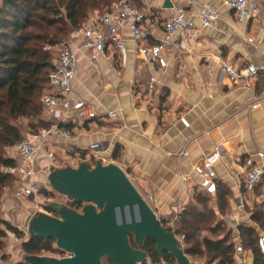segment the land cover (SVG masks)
Returning a JSON list of instances; mask_svg holds the SVG:
<instances>
[{
    "label": "crops",
    "instance_id": "1",
    "mask_svg": "<svg viewBox=\"0 0 264 264\" xmlns=\"http://www.w3.org/2000/svg\"><path fill=\"white\" fill-rule=\"evenodd\" d=\"M168 1L171 8L165 7L167 0H131L145 13L150 44L163 39L172 9L184 10L187 19L194 23L196 30L187 40L186 51L180 52L176 45L168 46L166 67L146 61L127 28L121 29L127 39L125 49L110 46L96 60L91 59L92 50L82 48L80 41L70 38L67 45L76 52L78 62L72 82L73 98L91 105L99 116L65 124L71 139L60 134L50 139V149L56 154L54 166H77L81 160L89 161L91 145L99 143L102 148L98 156L107 162L114 161L130 173L134 185L143 187L154 199L155 211L168 227L173 222L175 231L185 208L200 209V201L207 198L213 202L209 209L219 218L217 223L227 225L226 232L236 246L242 244L241 226L261 231L249 210L264 202V193L263 202L261 197L254 199L257 189L247 192L242 182L246 160L260 165L258 153L264 151V0H257L261 15L248 23L239 22L224 0ZM206 5L214 7L219 17L204 27L199 14ZM221 61L235 67L254 63L260 67V74L250 87H244L227 77ZM151 77L156 78L153 90ZM254 104L257 106L253 107ZM111 111L116 113L115 117H107ZM47 116L53 123L54 117ZM181 117L188 120V127L181 123ZM117 150L118 156L114 158ZM182 151L189 154L178 158L175 154ZM216 151L221 154L216 166L218 192L207 195L198 188L199 179L193 167ZM82 153L85 154L81 156ZM50 163L46 153L38 157L39 185L46 178L41 170L53 166ZM186 175L190 180L184 182ZM15 186L14 182L4 190L3 212H18ZM222 195L227 201V214L220 209ZM240 202L245 204L243 209L239 208ZM253 259L251 250L236 253L238 264H252Z\"/></svg>",
    "mask_w": 264,
    "mask_h": 264
},
{
    "label": "trees",
    "instance_id": "2",
    "mask_svg": "<svg viewBox=\"0 0 264 264\" xmlns=\"http://www.w3.org/2000/svg\"><path fill=\"white\" fill-rule=\"evenodd\" d=\"M112 0H1L0 3V200L8 185H13L15 176L8 173V167L16 166L9 157L8 148L15 147L24 139L16 121L28 119L31 133H39L51 127L45 117L42 98L49 90L50 74L54 69L53 58L58 46L67 45L73 31L81 26L96 11H107ZM102 7L106 9L101 10ZM58 53V52H57ZM57 56V55H56ZM69 130L68 125H63ZM118 150L114 158L118 155ZM85 153H82L83 156ZM260 185L258 189H260ZM220 209L225 211V195L219 197ZM208 199L200 201L204 209L188 206L176 224L175 232L186 236L184 250L188 255L205 256L209 264H238L235 244L230 240L226 227L215 220V213L209 209ZM256 204L251 211L252 220L264 231V202ZM48 211L51 209L47 208ZM164 225L165 222H163ZM5 227V229L3 228ZM205 226V227H204ZM204 228L214 234L205 237L195 245H189L197 232ZM7 230L19 234V230L0 216V250ZM253 226H241L240 234L244 250L254 255L252 264H264V254L259 250L261 235ZM188 240V241H187ZM28 255H43L46 252L64 251L56 248L53 239L30 237L22 243ZM144 250L149 254L151 264H175V259L165 254L160 257L155 242L148 239ZM107 261V260H106ZM9 264V263H5ZM17 264H26L18 262ZM106 264H113L107 261Z\"/></svg>",
    "mask_w": 264,
    "mask_h": 264
},
{
    "label": "built area",
    "instance_id": "3",
    "mask_svg": "<svg viewBox=\"0 0 264 264\" xmlns=\"http://www.w3.org/2000/svg\"><path fill=\"white\" fill-rule=\"evenodd\" d=\"M224 4L235 12L239 22L248 23L257 19L262 8L257 0H224ZM201 23L204 27L212 25L219 17L217 10L212 6H204L199 14ZM145 13L142 9L135 6L131 0H120L115 2L107 11L101 13L94 12L79 27H77L71 36V39L80 41L82 48L92 50L91 59L96 60L99 56L105 55L108 47L117 50H124L127 39L123 36L121 29L127 28L132 39L135 42L139 54L148 62L167 66L166 51L168 46L176 45L180 52L187 50V40L195 33V25L187 19L184 10H174L169 12L165 22V34L160 42L150 44V33L145 27ZM250 41H252L250 39ZM77 54L68 45H63L58 49L57 58L55 60L54 69L50 74L49 91L43 96L42 102L45 112L54 117V121L50 128L40 131L39 133H30L15 147L14 151L21 159V164L8 167L6 171L15 176L14 195L16 198L38 199L42 194V186L36 178V174L40 171L37 165L38 157L46 153L51 165L56 161V154L50 148V139L56 135H61L67 139H71V132L63 125L76 120L90 121L98 118L96 110L83 100L73 98L72 82L76 78ZM222 71L235 84H241L244 87H250L252 82L258 78L260 67L254 63H247L242 67H235L225 61L220 62ZM156 78H150V90L155 88ZM257 105L254 104L253 107ZM116 113L111 111L107 113V117H115ZM181 123L188 127L189 122L185 117L180 118ZM102 145L95 143L91 145L90 164L94 159H101L107 163L106 159L100 158L98 152ZM188 151H182L175 155L179 157L187 156ZM82 156V155H81ZM260 165H257L252 159L246 160L247 170L242 182V188L247 192H254L260 185L264 190V151L258 153ZM86 157H82L84 159ZM221 160L220 152L216 151L206 157L201 163L194 165L193 172L198 177V188L207 195H215L218 192V173L216 166ZM93 165V164H92ZM50 165L42 169L41 172L46 175L43 179V185L48 190L46 195L51 196L48 201L38 203V212L46 211L52 215H57L54 211H48L45 207L51 201L64 203L77 211H82L83 205L71 200L65 195H60L57 200L53 195L54 192L49 190L47 179ZM184 182L189 181V175L183 177ZM245 204L240 202L239 208H244ZM173 230V222L170 225ZM174 231V230H173ZM180 241V245L184 249L186 236L176 235ZM259 250L264 254V233L258 239ZM244 247L241 243L235 246L237 254L244 253ZM190 257V256H189ZM243 262V261H242ZM241 264V262H239Z\"/></svg>",
    "mask_w": 264,
    "mask_h": 264
},
{
    "label": "water",
    "instance_id": "4",
    "mask_svg": "<svg viewBox=\"0 0 264 264\" xmlns=\"http://www.w3.org/2000/svg\"><path fill=\"white\" fill-rule=\"evenodd\" d=\"M173 5L167 0L165 7ZM50 188L86 205L82 211L58 201L45 207L56 212H38L29 220L30 237L53 239L68 256L56 258L25 254L26 264H148L144 250L148 239L155 242L160 257L171 255L177 264H192L177 234L164 225L127 172L114 161L101 159L91 165L50 166ZM48 190L43 189V194Z\"/></svg>",
    "mask_w": 264,
    "mask_h": 264
},
{
    "label": "rangeland",
    "instance_id": "5",
    "mask_svg": "<svg viewBox=\"0 0 264 264\" xmlns=\"http://www.w3.org/2000/svg\"><path fill=\"white\" fill-rule=\"evenodd\" d=\"M118 1H120V0H112V3H115ZM103 8H104V10L106 9L105 7H102L101 10H103ZM61 46H58L54 49V51H56L55 56L53 57V58H55V59H53L54 63H55V60L57 58L56 55H57L58 49ZM45 117L48 118V116L46 114H45ZM27 121H28V119H26V118H21V119L16 121V124L21 128V130L23 132L24 138L27 137L31 133L28 126H27ZM6 154L9 157L15 159V162L17 164H19V158H18L17 154L15 153L13 147L8 148ZM58 158H61V157L58 156ZM59 162L62 163L61 161H59ZM127 174L129 176V178L131 179V181L134 182L130 173L127 172ZM40 186H42V189H45L44 185L41 184ZM136 187L138 188L140 193L143 195V197L149 202V204L152 206V208L154 210H156L155 205H154V199L147 195V193L143 187H138V185H136ZM49 190L54 192L52 196H54L57 200H59L60 195H62V194L53 191L50 188V186H49ZM263 193H264V190H263V186H262L260 189H258L255 192L254 199L256 196H258L259 198L261 197L260 199L263 202V200H262L263 199ZM3 194H4V192H3ZM195 194H196L195 197H197L198 192H196ZM3 197H4V195H2V198L0 200V216L3 219L7 220L11 225H13V227L17 228L19 230V232H21V233L19 235V234L13 233L12 231L7 230V237L4 238V240H3L4 242L1 245L2 249L0 250V264H5V263L17 264L18 262L23 261V257L25 255V252L22 249V243H23V241H26L29 239V233H28L29 220L35 216V212H37V210H38V208H37L38 203L44 202L45 200L48 201V199L51 198V196H49V198H48V195H46V194L44 195L42 192V194L38 196L37 200L29 201L28 199H25V198L24 199L15 198L14 199L15 205L17 206V211H18L17 213H16V211L8 212V210L3 212V208L1 206ZM205 204H207L208 208H210L213 205V202L211 200H208L207 203H205ZM85 205L86 204H84L83 207ZM260 205L262 206L263 204L260 203ZM203 207H204L203 204L200 203V209H204ZM251 207L252 208H250V210L248 209L249 211H252V209L255 208V206H251ZM224 213L227 214L229 212L225 211ZM218 219L219 218L217 216H215L216 222H218ZM167 223H169V222H167ZM219 223H221V222H219ZM221 224H222V226H227L224 222ZM3 228L5 229L4 226H3ZM214 236L215 235L209 231V228H204L202 231L197 232L195 239H191L190 242H188V244L189 245H195V243L197 241H201L205 237H214ZM43 256H52V257H56V258H62V257L68 256V253H66V252H64V253L46 252L43 254ZM189 256H190V259L192 261V264H209L208 260L205 256H194V255H189ZM106 263H107V261H105V264ZM148 264H151V261H149Z\"/></svg>",
    "mask_w": 264,
    "mask_h": 264
},
{
    "label": "flooded vegetation",
    "instance_id": "6",
    "mask_svg": "<svg viewBox=\"0 0 264 264\" xmlns=\"http://www.w3.org/2000/svg\"><path fill=\"white\" fill-rule=\"evenodd\" d=\"M82 205L85 204V203H81Z\"/></svg>",
    "mask_w": 264,
    "mask_h": 264
}]
</instances>
